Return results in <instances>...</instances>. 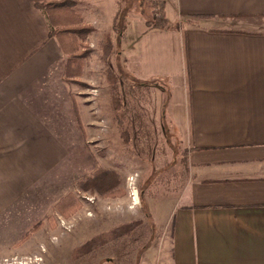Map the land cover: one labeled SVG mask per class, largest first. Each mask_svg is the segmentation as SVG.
Instances as JSON below:
<instances>
[{"label": "crops", "instance_id": "obj_1", "mask_svg": "<svg viewBox=\"0 0 264 264\" xmlns=\"http://www.w3.org/2000/svg\"><path fill=\"white\" fill-rule=\"evenodd\" d=\"M76 1L98 29L95 0ZM161 1L167 26L145 19L125 40L123 23L115 54L121 73L163 88L165 115L185 139L188 179L170 216L168 262L138 264H264V0ZM73 76L34 1L0 0V258L36 254L50 264L40 246L52 228L41 222L24 234L40 222L29 204L60 173L70 154L63 140L76 136Z\"/></svg>", "mask_w": 264, "mask_h": 264}, {"label": "rangeland", "instance_id": "obj_2", "mask_svg": "<svg viewBox=\"0 0 264 264\" xmlns=\"http://www.w3.org/2000/svg\"><path fill=\"white\" fill-rule=\"evenodd\" d=\"M139 2L147 12L150 10L143 0H118V14L112 27L108 26L107 8L114 7L113 0H95L94 6L102 11L98 29L85 23L82 17L85 24L92 26V31L78 38V53L83 57L78 60L80 72H76L70 83L79 107L76 136L63 140L70 154L62 162L60 173L50 174L40 194H36L38 199L29 204L37 211L34 216L39 215L40 222H35L24 234V240L28 239L41 222L55 227L44 236L45 246H40V251L49 255L50 264H138L149 257L168 262L170 216L188 179L187 149L179 128L165 115L163 88L154 83L136 82L121 73L122 64L115 53L119 48V33L125 27L123 23L127 24L123 32L126 40L148 19L147 12L136 10ZM81 7L79 4L78 8ZM78 8L76 5L79 11ZM128 13H139L142 20L129 19ZM152 13L150 20L155 24L156 13ZM106 32L111 33L114 45L104 60L100 42ZM108 66L116 77L118 107L114 106L108 84ZM65 74L72 76L71 72ZM97 168L119 174L121 195L101 196L78 189V182ZM133 192H137L138 198H134L137 204L133 202ZM67 194L78 199L76 207L60 204ZM58 205L64 211H59ZM135 219H141L142 225L117 244L77 260L71 258L72 238L78 246L100 231ZM70 232L72 240L68 244ZM42 261L44 258L36 254L0 258V264H43Z\"/></svg>", "mask_w": 264, "mask_h": 264}, {"label": "trees", "instance_id": "obj_3", "mask_svg": "<svg viewBox=\"0 0 264 264\" xmlns=\"http://www.w3.org/2000/svg\"><path fill=\"white\" fill-rule=\"evenodd\" d=\"M35 6L45 15L49 25L50 37H55L60 45L63 54L67 60L73 64L74 72H80V62L83 54L78 53L80 47L78 38L92 31V26L83 22L81 13L76 9V0H33ZM148 3L150 12L156 13V23L146 19L148 27L165 28L167 20L164 18V3L162 1L154 2L153 0H143ZM103 47L102 59L107 60L113 49V40L110 32L104 33V40L100 42ZM108 84L111 87V96L115 107H118V94L116 91V77L113 76L108 66L106 69ZM119 174L116 171L97 168L88 176L78 182V189L82 191L96 192L101 196L121 195ZM64 206L76 207L77 198L67 194L63 199ZM59 203V202H58ZM59 207V205H58ZM59 211H64L61 206ZM142 225L141 219H135L128 222L119 223L111 226L107 230L100 231L92 235L89 239L75 247L72 251L71 258L74 260L87 256L90 253L101 250L108 245H115L120 240L130 236L132 232Z\"/></svg>", "mask_w": 264, "mask_h": 264}, {"label": "built area", "instance_id": "obj_4", "mask_svg": "<svg viewBox=\"0 0 264 264\" xmlns=\"http://www.w3.org/2000/svg\"><path fill=\"white\" fill-rule=\"evenodd\" d=\"M132 196H133V202H134V201H135L134 198L137 196V192H136V193L133 192ZM134 203H135V202H134ZM6 264H12V263H9V262H8V263H6Z\"/></svg>", "mask_w": 264, "mask_h": 264}, {"label": "bare ground", "instance_id": "obj_5", "mask_svg": "<svg viewBox=\"0 0 264 264\" xmlns=\"http://www.w3.org/2000/svg\"><path fill=\"white\" fill-rule=\"evenodd\" d=\"M136 197L138 198V196H136ZM137 198H136V199H137ZM135 201H136V200H135ZM137 202H138V201H136L135 204H137Z\"/></svg>", "mask_w": 264, "mask_h": 264}]
</instances>
